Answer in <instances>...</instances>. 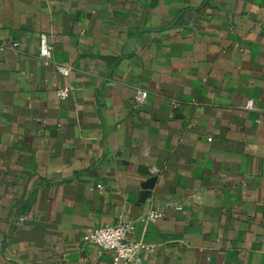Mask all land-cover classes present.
<instances>
[{
  "label": "crops",
  "instance_id": "obj_1",
  "mask_svg": "<svg viewBox=\"0 0 264 264\" xmlns=\"http://www.w3.org/2000/svg\"><path fill=\"white\" fill-rule=\"evenodd\" d=\"M121 220L143 264H264V0H0V264H112Z\"/></svg>",
  "mask_w": 264,
  "mask_h": 264
},
{
  "label": "built area",
  "instance_id": "obj_2",
  "mask_svg": "<svg viewBox=\"0 0 264 264\" xmlns=\"http://www.w3.org/2000/svg\"><path fill=\"white\" fill-rule=\"evenodd\" d=\"M39 59L45 64L53 62V46L46 34L39 37ZM15 43L14 45H17ZM55 69L65 77L70 76L72 66L69 63H54ZM73 87L67 85L57 90L60 99L70 96ZM148 98V91L139 89L135 94V102L138 106L145 103ZM211 140V138H209ZM176 209L183 210L181 205H176ZM165 215V207L153 206L148 210V218L156 221ZM135 229L134 222L131 220L118 221L114 224L103 225L85 233L84 242L92 243L100 247L103 251L112 252V264H143L142 253L144 251H154V247L144 241L134 240L131 235Z\"/></svg>",
  "mask_w": 264,
  "mask_h": 264
},
{
  "label": "water",
  "instance_id": "obj_3",
  "mask_svg": "<svg viewBox=\"0 0 264 264\" xmlns=\"http://www.w3.org/2000/svg\"><path fill=\"white\" fill-rule=\"evenodd\" d=\"M139 171L148 176V178L142 182L140 202H145L146 199L152 196V190L155 188L156 182L158 181V175L153 172L146 165H139Z\"/></svg>",
  "mask_w": 264,
  "mask_h": 264
}]
</instances>
